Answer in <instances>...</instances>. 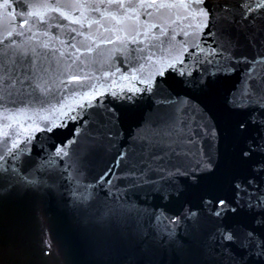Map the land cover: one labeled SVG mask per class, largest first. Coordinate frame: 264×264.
I'll return each mask as SVG.
<instances>
[{"label": "snow or ice", "instance_id": "1", "mask_svg": "<svg viewBox=\"0 0 264 264\" xmlns=\"http://www.w3.org/2000/svg\"><path fill=\"white\" fill-rule=\"evenodd\" d=\"M14 5L15 0H0V10L9 22L0 38V101L29 103L0 111L6 115L31 112L39 119L30 129L6 134L3 145L8 156L27 149L33 141L49 143L53 151L25 175L20 172L30 165L11 172L0 167V184L6 185L0 197L17 188L38 191L40 179L54 183L58 164L67 165L65 171L80 184L81 170L94 166L95 154L115 153L94 185L83 184L77 196L102 232L119 231L138 241L150 239L186 255L190 248L179 238L182 230L184 238L200 250L194 264H264V183L257 179L264 177V0H151L139 5L120 0H29L19 11ZM144 17L148 19L141 24ZM105 19L123 26L124 37L119 35L120 28L115 32L120 41L115 46L116 58L121 66L139 65L137 75L131 77L133 84L119 92L76 93L65 80L55 83L50 75V60L59 51L52 47L54 41L89 53L94 44L99 46L97 41L113 44L111 35L84 30L86 25L89 30L104 25ZM156 20L170 21L172 26L165 23L162 27ZM149 29H159L160 36ZM105 31L113 29L105 25ZM160 37L167 41L164 52L149 43L158 40L163 45L165 40ZM60 56L73 63L79 60L68 52ZM67 75L70 80L79 79L70 70ZM233 77L237 82L224 95L223 107L230 114H244V119L234 129L225 119L222 132L209 105L221 81ZM54 89L63 95H79V99L75 105L63 104V95L56 97ZM33 98L44 102L33 106ZM145 103L149 105L148 122L137 127L133 138L139 150L119 148L125 121L143 120ZM162 110L173 116L163 126L153 123L161 119ZM249 128L255 130L253 134L242 138ZM146 129H152L151 134ZM21 132H26L22 140ZM222 140L233 147L243 140L242 161L254 155L261 159L250 166L251 175L245 176L238 174L230 155L221 170L227 178L221 188L214 177L221 169ZM27 160L22 157L17 164ZM183 180L198 190L189 193ZM97 188L106 190L104 199L95 195ZM189 195L198 200L197 208L188 207L185 201L179 212L168 210ZM150 200L162 203L149 206ZM241 211L255 214L251 227L243 222L226 223L229 215ZM208 224L212 228L204 237ZM45 254L51 255L50 250ZM127 264L135 261L129 259Z\"/></svg>", "mask_w": 264, "mask_h": 264}, {"label": "water", "instance_id": "2", "mask_svg": "<svg viewBox=\"0 0 264 264\" xmlns=\"http://www.w3.org/2000/svg\"><path fill=\"white\" fill-rule=\"evenodd\" d=\"M29 0H15L14 8L19 11L20 8L28 3ZM72 2H85V0H72ZM91 2V0H87ZM120 2H132L137 5L142 3H150L151 0H120ZM165 2V0H159ZM88 14L87 12L85 13ZM96 19L100 17L96 14ZM153 15L158 16V13L153 10ZM147 17L141 19V24L147 21ZM154 22L161 23L163 27L165 23L171 25L170 21L156 20ZM17 24L19 21L17 20ZM65 24L68 22L65 21ZM105 25L112 28L113 31H105ZM9 27V22L6 15L0 10V38L5 34V29ZM122 25H116L105 19L104 25L92 26L89 30L87 25L85 31L102 34L103 36H112L113 44L100 43L97 41V46L94 44L92 52H86L84 48L80 52L67 49L60 45L58 41H54L52 47L59 49L50 60V75L55 83L59 80H65L68 87L75 89L76 93L81 91H97L103 90L105 93L109 91L119 92L122 88L133 84L131 77L137 75L135 68L139 65L131 66L124 64L121 66V60L117 59L116 45L120 41L116 38L115 32L120 28V37H124L126 33L122 30ZM144 31V29H141ZM152 35L160 36L159 29H149ZM58 35V33H54ZM62 39L68 37L62 36ZM83 39V38H78ZM165 40V37H160ZM180 38L178 37V40ZM164 52L167 48V41L163 45L158 40H150ZM60 52H68L73 57L79 56V60L72 62L67 56L61 57ZM160 53L158 52V55ZM166 54V53H165ZM140 63H144L143 60ZM115 65L112 67L111 65ZM119 68V71L116 69ZM69 70L79 79L70 80L67 73ZM147 71V69H145ZM127 78V79H125ZM237 82V78L221 81L216 99L209 105L210 110L217 118L218 124L223 132V122L225 119L231 121V127L234 129L236 123L244 119V114H230L223 107V97L227 91ZM179 90V86H178ZM56 97H61L63 94L55 91ZM79 95L71 94L63 95L61 103L67 105H75ZM101 99H103L101 97ZM44 102L43 99L31 100L33 106ZM95 102V101H93ZM207 103V101H203ZM29 101H24L23 104L14 100L0 101V109L13 110L21 106H27ZM52 103L56 108L60 104L53 100ZM47 106V105H46ZM144 119L137 121H125L123 132L119 141V148L136 147L139 150V145H134L133 138L137 127L148 122L150 115L149 105H143ZM155 110V109H153ZM31 117V119H30ZM181 114V119H183ZM39 119L35 113H19L7 115L0 111V156L4 157L0 161V167H3L7 172L18 168H25V164L30 167L21 171V175H25L27 171H31L39 162L46 161L49 154L53 151L49 147V143L33 141L27 149H21L14 156L6 155L7 149L3 145L6 134L11 136L14 131H21L23 128L30 129L33 124ZM173 119L172 113L168 110L161 111V119L153 121L157 125H167ZM186 131V129H184ZM255 130L249 128L246 133H242V138H247L253 134ZM152 129H146L145 133L151 134ZM36 133H34L35 135ZM144 134V133H142ZM26 132H21L20 139L22 140ZM173 137L179 140L176 133H172ZM243 147V140L238 146L233 147L227 142H221V169L217 170V175L214 177L218 187H223L226 184L227 178L221 174L225 160L231 157L235 161L238 174L251 175L250 166L256 163L261 157L253 156L251 160L242 161L239 158V151ZM115 153L110 156H104L102 153H97L93 157L94 166L87 171L81 170V183L78 184L72 179L68 172L65 171L67 165L58 164L57 176L55 182L45 181L40 179L38 183V191L15 189L0 197V264H127L129 259H133L135 264H190L200 259V250L190 240L183 236V231L179 232V238L183 239L185 244L189 245L190 251L186 255H181L173 250L164 248V245L158 246L149 240L138 241L130 236H123L119 231H113L109 234L102 232L91 220L88 213L83 209L85 207L82 200L77 196L83 192V184L94 185L95 177L99 172L111 163ZM28 157L27 161H21L22 157ZM174 159V158H173ZM195 159V157H193ZM63 173L62 175L59 173ZM42 176V174H38ZM258 181L264 183V177L258 176ZM183 184L187 187L189 193H195L198 189L192 186L188 180H183ZM6 190L5 184H0V192ZM106 190L97 188L95 195L99 199L105 198ZM143 193H141L142 195ZM223 194V192H221ZM189 203L188 207L197 208L198 200L189 195L182 197L180 201L168 209L172 212H179L184 202ZM153 203L161 204L159 200L149 201L148 205ZM255 214L246 212H238L235 216L229 215L226 223L243 222L246 226L251 227V222ZM212 225L204 226L202 236L206 237L211 231ZM50 245V249H49ZM149 251L146 253L144 249ZM50 250L51 255L45 253Z\"/></svg>", "mask_w": 264, "mask_h": 264}]
</instances>
